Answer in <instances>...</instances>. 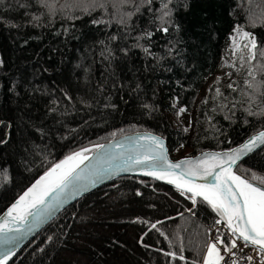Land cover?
<instances>
[{
	"label": "trees",
	"instance_id": "16d2710c",
	"mask_svg": "<svg viewBox=\"0 0 264 264\" xmlns=\"http://www.w3.org/2000/svg\"><path fill=\"white\" fill-rule=\"evenodd\" d=\"M49 3L54 11L32 0L0 4V215L67 156L125 135L158 134L177 159L181 148L183 157L229 149L264 130V117L244 111L264 110V61L243 60L202 98L236 27L255 38L254 52L264 46V0H172L168 33L157 19L163 0L127 25L94 24L113 17L74 12L71 0ZM181 109L195 114L192 130L170 121ZM237 173L264 177V148ZM190 197L158 181L119 178L66 208L10 264H202L211 231L227 237L226 226Z\"/></svg>",
	"mask_w": 264,
	"mask_h": 264
},
{
	"label": "snow or ice",
	"instance_id": "6c2138e0",
	"mask_svg": "<svg viewBox=\"0 0 264 264\" xmlns=\"http://www.w3.org/2000/svg\"><path fill=\"white\" fill-rule=\"evenodd\" d=\"M3 2L4 0H0V4ZM32 3H38L48 8L49 11L55 10L54 4L49 3V0H32ZM171 3L172 0H163V7L157 16L160 21L159 30L163 33H168L167 25L173 22V9L169 7ZM151 4L152 0H71V3H66V7L71 8L74 12L79 11L88 15L100 9L106 15L113 17V19L108 20L93 19L92 23L94 24L110 25L114 20L117 24L127 25L131 17L140 13L142 8L147 11ZM28 6V4H20L21 8ZM109 8L112 9L111 12H109ZM125 8L132 10L121 11ZM35 18L39 19V17ZM68 18L80 17L70 16ZM12 26L15 27L16 25ZM145 35L150 37L152 33H145ZM243 35L249 37L251 34L244 32ZM251 47L252 49L257 47L254 39L251 42ZM144 51L148 52V49L145 48ZM241 59L264 61V46H261L258 52L249 50L247 57L242 55ZM2 63L0 61V64ZM258 67L264 73V63ZM253 71L254 68L249 66L247 75L253 76ZM247 86L253 87L251 81L248 82ZM228 87L236 91L231 84ZM216 92L221 94L219 88H216ZM241 94L246 95L245 93ZM260 96L264 97V91L260 92ZM249 99L254 101L255 97H249ZM237 103L240 101L233 102V108ZM244 111L248 116L264 117V110L256 112L248 107ZM113 135L116 134L113 133ZM125 139L133 141L132 137ZM141 141L145 143L141 144ZM5 142L0 140V143ZM133 142L143 148L144 151L128 156L126 159L122 154H117L112 156L108 162L124 159L125 164L129 166L122 169L124 171L146 166L149 161L153 162V167L159 166L160 171H146L145 175L154 176L156 179H165L166 175L172 176L173 179H169V183H175L177 188L190 193L193 205L197 203L196 197L202 198V202H205L217 213L219 219L215 223L224 224L230 233V237H225L217 230L213 242L207 245L202 264H240L241 260H246L251 264L254 260L252 255H238V253H243L244 248H251L254 252H258L259 259L256 264H264V177L255 173H250V178L248 176L242 177L233 171V167L241 157L264 146V131L249 137L244 144L229 152L205 153L196 160L185 159L176 163L167 159L164 141L159 136L137 134ZM107 147L110 146L96 145V148L101 150ZM87 151L89 149L76 152L55 164L20 196L8 210L7 217L0 220V246L14 245V242L20 239V234L26 230H32L31 228L25 230L21 227H9L10 222L16 225H28L29 217H31L33 222L43 223L52 218L55 211L62 208L67 200L74 199L82 191L87 190L89 184L94 185L97 182L96 178L100 175L98 170H93L87 166L81 168L85 160L91 159L84 155V152ZM209 177H214L212 183L198 184L194 182L196 178L207 180ZM188 211L192 212L193 209L189 208ZM152 227L155 228L156 225L153 224ZM12 232H16L17 235L10 236L9 233ZM238 241L240 243H237ZM14 254V247L7 248L0 255V264H7ZM166 255L173 258L177 256L175 252H169ZM179 259L183 260L184 257L181 255Z\"/></svg>",
	"mask_w": 264,
	"mask_h": 264
},
{
	"label": "water",
	"instance_id": "95a60500",
	"mask_svg": "<svg viewBox=\"0 0 264 264\" xmlns=\"http://www.w3.org/2000/svg\"><path fill=\"white\" fill-rule=\"evenodd\" d=\"M262 131H264V130H262ZM257 133H255V134H253L251 136H254ZM137 134H140V135L152 134V135H156V136L161 137L163 139V141H164V146H165V149H166L167 159L169 161L173 162V163H176V162H179V161L185 160V159L196 160L198 158H201L205 153H224V152H229L232 149L240 147L242 144H244L249 139V137H251V136H249L246 140H244L239 145H237L235 147H232V148H229V149L208 150V151H204V152H202V153H200V154H198L196 156L184 157V158H181V159H173L171 154H170V152H169L167 140L164 137H162V136H160L158 134H155V133H151V132H137V133H132V134H129V135H125V136L113 139V140H111V141H109L107 143H104V145L110 146V147H107V148H105L103 150L96 148V146L88 148L89 151L84 152V155L87 156V157H90L91 159L85 160L84 163L81 165V168H84L85 166H87L88 168H91L93 170H98L100 175L96 178L97 182L94 185L89 184V186L87 187V190L82 191L74 199L67 200V202L63 205L62 208L57 209L55 211V213H54L52 218L48 219L47 221H45L43 223H35V222H33V219L31 217H29V224L28 225H22V224L21 225H16V224L10 222L9 223V227H12V228L21 227V228H24L25 230L27 228H31L32 230L31 231H27L26 230L24 233L20 234V239L15 241L14 245L0 246V255H2L3 252L7 250V248H10V247H14L15 248V254L13 256H11V258L8 260L7 264H10L12 262V260L20 253V251L28 243H30L44 228H46L54 219H56L66 208H68L69 206L73 205L75 202H77L78 200L82 199L83 197L93 193L97 189H99V188H101L103 186H106V185L110 184L111 182L116 181L119 178H123V177L145 178V179L154 180V181H158V182L164 183L166 185H169L171 187H174V188L182 191V189L177 188L175 183H169L168 182L169 179H173L172 176H167L166 175L165 179H156L154 176L145 175L144 173L146 171H157V172L160 171L159 166L153 167V162H151V161H149L146 166L135 167V168H133L131 170H128V171L122 170L124 168L129 167L127 164H125L124 159L115 160V161H112L111 163L108 162L112 156H115L117 154H122L123 157L126 159L128 156L136 155L139 152L144 151L143 148L139 147L138 145H136L133 142L134 138L136 137ZM126 137H132L133 141L126 140L125 139ZM140 143L144 144L145 142L141 141ZM263 148H264V146L256 148L252 152L248 153V155L241 157V159L238 160L237 164L233 167V171L237 175H239L237 173V169L239 168V166H241L245 161H247L249 158L254 156L257 152H259ZM82 151H80V152H82ZM185 167H187V166H185ZM217 171H219V169H217ZM213 181H214V177H209L207 180H203V179H200V178H196L194 180V182L198 183V184L212 183ZM23 193L21 195H23ZM185 193H187V192H185ZM187 194L191 195L190 193H187ZM20 196L9 207H7L5 209V211L0 215V220H3L4 218L7 217L8 210L11 208V206L14 203H16V201L20 198ZM197 198H200V197H197ZM9 235L10 236H16L17 233L16 232H12V233H9Z\"/></svg>",
	"mask_w": 264,
	"mask_h": 264
},
{
	"label": "rangeland",
	"instance_id": "374dc122",
	"mask_svg": "<svg viewBox=\"0 0 264 264\" xmlns=\"http://www.w3.org/2000/svg\"><path fill=\"white\" fill-rule=\"evenodd\" d=\"M237 28H239L242 32L241 34L242 39L237 45H234V43L232 42V38H231L233 35V32L231 33V35L228 38V49L222 59L221 68L219 72L209 81L208 85L203 90L202 98L208 93V89L210 85L213 84L215 81H218L221 77H227L228 79H232L235 69L243 61L241 59V56L243 55L247 57L249 50L254 51V49H252L251 47V42L253 39L255 41V38L252 35H250L249 37H245L243 33L247 31H245L241 27H236L235 29ZM233 64H235V67H233ZM169 119L171 122H173L176 125H179L187 130H192L194 119H195V114L188 113L184 109H181L178 112V115H176L175 117L169 116ZM187 152L188 151L186 148H181L177 153V156H176L177 159L184 158L183 156H185Z\"/></svg>",
	"mask_w": 264,
	"mask_h": 264
},
{
	"label": "built area",
	"instance_id": "2783aa9c",
	"mask_svg": "<svg viewBox=\"0 0 264 264\" xmlns=\"http://www.w3.org/2000/svg\"><path fill=\"white\" fill-rule=\"evenodd\" d=\"M224 232L226 233L227 237H230V233L228 232V230L226 228L223 229ZM217 235L216 230H212L210 233V243L213 242V238ZM237 243H240L239 241ZM238 255H252L254 257L253 262H251V264H256V262L259 259V253L258 252H254L251 248H244L243 249V253H238ZM240 264H249L248 261L246 260H241Z\"/></svg>",
	"mask_w": 264,
	"mask_h": 264
},
{
	"label": "bare ground",
	"instance_id": "6f19581e",
	"mask_svg": "<svg viewBox=\"0 0 264 264\" xmlns=\"http://www.w3.org/2000/svg\"><path fill=\"white\" fill-rule=\"evenodd\" d=\"M242 32H241V30L239 29V28H237V29H234V31H233V35H232V42L234 43V45H237L240 41H241V39H242Z\"/></svg>",
	"mask_w": 264,
	"mask_h": 264
}]
</instances>
